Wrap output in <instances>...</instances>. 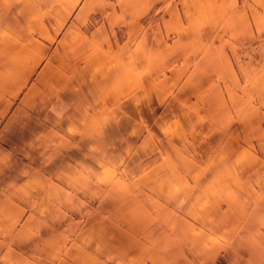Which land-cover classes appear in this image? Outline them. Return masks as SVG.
Segmentation results:
<instances>
[{
  "label": "crops",
  "instance_id": "1",
  "mask_svg": "<svg viewBox=\"0 0 264 264\" xmlns=\"http://www.w3.org/2000/svg\"><path fill=\"white\" fill-rule=\"evenodd\" d=\"M163 1L0 0V264H216L223 252L218 231L225 230H205V209L194 211L186 201L191 185L202 190L203 207L225 201L226 212H231L245 206L243 215L228 216L244 217V228L236 233L244 242L235 249L240 257L234 263L229 254L230 261L264 264V162L256 169L252 158L236 152L232 123L227 134L216 137L224 136L225 144L212 155V165L171 167L164 182H134L129 189L137 190V200L121 198L115 209L107 205L106 210L99 203L101 216L78 214L86 223L83 235L75 234L83 254L70 246L57 258L62 253L61 223L80 221L61 213L62 188L95 200L99 194L88 189L94 188L93 179L99 183L107 174L106 146L114 132L107 127L109 96L125 91V68L119 62L132 53L139 60L136 41L125 37L124 28H136L140 15ZM189 6L208 31H227L219 44L230 43L232 68L236 47L254 41L264 45V0H196ZM166 30L157 32L167 37ZM126 45L133 47L131 53ZM215 105L224 106L214 104V110ZM185 146L182 151L188 152L193 143ZM186 172L208 176L192 184L176 181ZM171 174L178 176L169 178ZM140 204L158 213L169 207L167 227L186 232V240L169 239L170 248L159 251L162 261H146L134 251L143 241L127 238L130 225L146 228L148 219L120 212ZM212 213L219 215L215 209Z\"/></svg>",
  "mask_w": 264,
  "mask_h": 264
},
{
  "label": "rangeland",
  "instance_id": "2",
  "mask_svg": "<svg viewBox=\"0 0 264 264\" xmlns=\"http://www.w3.org/2000/svg\"><path fill=\"white\" fill-rule=\"evenodd\" d=\"M195 1L165 0L142 13L136 28L125 26V37L136 41L134 53L139 60L132 53L134 60H127L131 55H126V60L119 62V66L125 68V91L109 96L107 127L114 132L109 133L106 146L110 152L105 163L104 172L107 174H102L99 183L93 179L94 188L88 189L100 195L97 194L95 200L86 199L80 191L74 195L70 189L62 188L61 213L74 215L80 221L61 223L62 253L58 259L70 246L76 248L77 255L83 254V250L77 249L80 243L76 242L75 234L82 236L86 223L85 218H79L78 214L82 217L87 213L101 216L100 204L102 207L105 205L106 210L109 208L107 205L109 209H115L117 201L121 204V198L137 200V190L129 189L134 182H164L168 177L165 171L171 167L212 165L215 159L212 155L225 144L224 136L221 140H216V137L227 134L229 129L226 128H230L231 123L236 152H241L248 160L252 158L256 169H260L264 162V150L261 148L264 136V81H261L264 76V45L254 41L253 45L236 47L237 61L232 62V68L227 56L230 43L226 39L227 42L219 44V37L226 38L227 31H214V34L208 31L198 15L189 11V5ZM165 28L167 37L157 32V29L165 31ZM129 49L131 53L133 47L126 45L125 50ZM114 79L122 82L120 77ZM220 102L224 106L215 105L214 110V104ZM218 112L219 121L215 124ZM187 142H192L193 147L184 152L182 150L186 146L182 145ZM138 153L141 156H135ZM202 154L207 156H198ZM246 164L249 163L246 161ZM136 166L140 167L136 169ZM177 176L171 174L169 178ZM183 176L180 175L176 181L192 184L197 177L207 178L208 174L186 172ZM104 182L107 184L100 185ZM121 184L124 190L120 188ZM151 197L157 199L154 194ZM202 199V190L191 185L186 201L194 211L205 209V230H225L218 231L223 252L216 264H233L229 254L237 263L240 255L235 249L244 242L236 233L244 228V217L228 216L243 215L245 206L238 205L232 207L233 211L226 212L225 201L220 206L203 207ZM213 209L219 215L212 213ZM167 211H170L169 207L162 213L152 212L140 204L138 208H125L120 212L126 218L135 213L148 219L146 228L136 224L127 229V238L143 241L134 251L144 256L146 261H162L163 255L159 251L167 245L170 248L169 239L186 240L185 230L167 227L170 226L164 218ZM89 224L95 225V222ZM71 226H76V229L69 230ZM188 234L189 240L195 242L191 233Z\"/></svg>",
  "mask_w": 264,
  "mask_h": 264
}]
</instances>
